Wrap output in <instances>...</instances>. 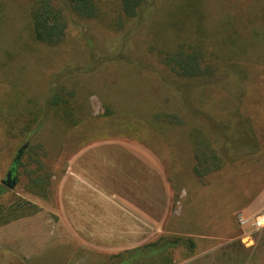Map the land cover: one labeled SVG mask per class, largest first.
Wrapping results in <instances>:
<instances>
[{
  "label": "rangeland",
  "instance_id": "1",
  "mask_svg": "<svg viewBox=\"0 0 264 264\" xmlns=\"http://www.w3.org/2000/svg\"><path fill=\"white\" fill-rule=\"evenodd\" d=\"M30 1L0 0L7 10L0 33V106L33 100L42 114L39 130L28 139L9 138L0 128V182L24 144H41L46 153L42 159L51 167L52 190L48 202L26 193L27 179L20 169L13 190L0 183L6 190L0 206L29 202L38 211L31 217H53L48 208L54 202L56 182L73 154L82 151L97 183L121 186L131 179L132 184L139 182L141 153L149 158L144 166L160 165L175 186L173 205L176 214L182 213L176 220L181 231L225 237L236 225L244 234L251 233L250 227H240L237 218L252 216L231 212L254 197L264 199V63L255 57L230 62L224 42L238 35L227 29L222 40V26L226 19L239 25L263 19L264 0H201L210 31L205 42L216 54L211 60L236 64L200 81L174 79L150 52L152 46L165 48L158 29L173 16L182 17L177 14L182 0H156L154 12L144 13L125 33L70 16L66 36L55 47L30 38ZM52 1L64 7L63 0ZM55 87L75 91L79 103L87 106L86 118L77 127L53 117L47 100ZM192 130L211 140L225 160L222 169L202 180L193 174ZM31 217L0 227V249L15 246L14 238L23 228L38 226L30 225ZM201 223H207L206 230ZM16 249L22 252L21 240ZM68 252L60 248L30 262L66 264L72 259Z\"/></svg>",
  "mask_w": 264,
  "mask_h": 264
},
{
  "label": "trees",
  "instance_id": "2",
  "mask_svg": "<svg viewBox=\"0 0 264 264\" xmlns=\"http://www.w3.org/2000/svg\"><path fill=\"white\" fill-rule=\"evenodd\" d=\"M232 1L239 3L247 0ZM155 4L156 0H63L62 7L55 5L52 0H31L27 8L29 36L36 44L58 46L66 36L70 16L79 20L97 21L106 28L125 33L144 13L151 10L154 12ZM177 11L182 17L175 15L170 23L166 26L162 24L158 29V39L163 40L161 45L164 44L165 48L156 50L155 47H150V52L154 53L159 63L174 79L207 80L220 74L222 68L235 66L236 63L226 64L227 60H222L220 64L211 60L216 54L210 51L213 47L205 42L210 31L206 27L208 13L201 0H182L177 5ZM6 13L5 5L0 3V33L5 25ZM226 20L222 26V40L229 34L227 29L233 35H238L237 38L223 41L228 44L223 48L231 52L229 61H247L255 57L264 63V17L248 19L242 25ZM47 101L53 117L60 123L77 127L86 118L87 106L79 103L75 91L55 87ZM41 114L42 109L36 101L8 103L4 108L0 106V128L9 138L28 139V136L39 130ZM190 140L194 157L193 174L196 178L202 180L223 168L225 160L214 148L211 140L209 142L198 130L191 131ZM45 157L46 153L41 144H31L23 152L16 168L18 175L20 169L25 173V192L48 202L52 190L51 167L43 161ZM0 189V195L6 191L4 187ZM35 207L23 201L6 208L0 206V227L15 223L19 219L30 218L38 213ZM195 253L192 238L162 236L141 247L110 256L107 264H175ZM176 254L180 255L179 259L175 257Z\"/></svg>",
  "mask_w": 264,
  "mask_h": 264
},
{
  "label": "crops",
  "instance_id": "3",
  "mask_svg": "<svg viewBox=\"0 0 264 264\" xmlns=\"http://www.w3.org/2000/svg\"><path fill=\"white\" fill-rule=\"evenodd\" d=\"M81 152L67 160V169L57 179L54 202L48 208L53 217H31L30 225L38 226L23 228L21 236H15L23 242L22 252L16 249L18 238L9 247L26 263L65 248L72 257L66 264H107L110 256L162 236H183L194 240L196 253L175 264H264V229L246 235L235 225L225 237L181 231L176 220L182 213L176 214L173 205L176 188L160 165L144 166L149 159L145 154L138 156L139 182L132 184L131 179L130 184L107 186L95 181ZM109 162L113 163L111 157ZM237 212L259 215L264 212V199H249L231 215Z\"/></svg>",
  "mask_w": 264,
  "mask_h": 264
},
{
  "label": "flooded vegetation",
  "instance_id": "4",
  "mask_svg": "<svg viewBox=\"0 0 264 264\" xmlns=\"http://www.w3.org/2000/svg\"><path fill=\"white\" fill-rule=\"evenodd\" d=\"M17 165L11 167L9 171H11V179L16 177V184H17ZM6 173V175H7ZM5 175V177H6ZM0 264H28L26 263L25 259L17 254L15 251L11 250V248H1L0 249Z\"/></svg>",
  "mask_w": 264,
  "mask_h": 264
},
{
  "label": "built area",
  "instance_id": "5",
  "mask_svg": "<svg viewBox=\"0 0 264 264\" xmlns=\"http://www.w3.org/2000/svg\"><path fill=\"white\" fill-rule=\"evenodd\" d=\"M237 219L240 227H250L252 230L264 229V212L251 218L239 215Z\"/></svg>",
  "mask_w": 264,
  "mask_h": 264
},
{
  "label": "water",
  "instance_id": "6",
  "mask_svg": "<svg viewBox=\"0 0 264 264\" xmlns=\"http://www.w3.org/2000/svg\"><path fill=\"white\" fill-rule=\"evenodd\" d=\"M28 144H24L16 153V156L14 158V162H13V166L17 165V163L19 162L23 152L27 149ZM11 171H9L5 177L4 180H2L0 183L2 186H4L5 188L9 189V190H13L16 186V177L11 179Z\"/></svg>",
  "mask_w": 264,
  "mask_h": 264
}]
</instances>
